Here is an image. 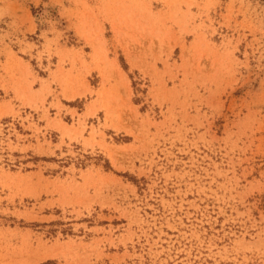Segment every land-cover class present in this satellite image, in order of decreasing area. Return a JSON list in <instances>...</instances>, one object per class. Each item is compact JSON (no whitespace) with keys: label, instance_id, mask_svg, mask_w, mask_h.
Returning a JSON list of instances; mask_svg holds the SVG:
<instances>
[{"label":"rangeland","instance_id":"374dc122","mask_svg":"<svg viewBox=\"0 0 264 264\" xmlns=\"http://www.w3.org/2000/svg\"><path fill=\"white\" fill-rule=\"evenodd\" d=\"M0 264H264V0H0Z\"/></svg>","mask_w":264,"mask_h":264}]
</instances>
